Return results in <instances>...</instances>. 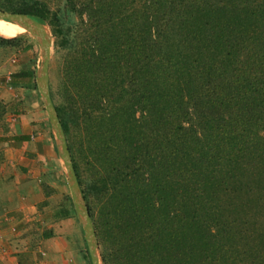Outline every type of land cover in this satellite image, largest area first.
<instances>
[{
    "label": "trees",
    "instance_id": "trees-1",
    "mask_svg": "<svg viewBox=\"0 0 264 264\" xmlns=\"http://www.w3.org/2000/svg\"><path fill=\"white\" fill-rule=\"evenodd\" d=\"M126 2L127 6L123 0H66L68 9L96 24L92 39L98 34L100 44L118 39L124 46L122 30L127 23L128 45L116 49L113 63L116 93L110 94L107 83L96 90L98 100L88 106L102 112L109 108L110 113H104L108 121L121 114L125 129L144 120L147 132L138 165L139 150L136 146L128 150L130 137H112L121 154L120 166L106 173L102 169L105 174H98L94 189L111 192L107 199L112 201L115 189H125L132 180L129 176L141 170L139 177L148 186L151 172L158 168L160 235L168 237L160 246V264L184 261L188 240L182 246L181 240L177 242L187 231L193 239L204 232L221 236L222 227L215 222L225 208L243 213L237 232L227 225L223 233L232 232L228 239L242 236L246 242L243 257L233 264H264V0ZM14 7L11 1L0 0L1 11L27 15L40 24L49 14L46 3ZM124 8L128 15L123 18L120 12L121 29L107 34L106 13ZM33 71L25 68L12 76L13 82L30 83ZM85 96L88 99L89 93ZM54 107L66 134L62 110ZM101 151L94 153L98 162ZM71 159L85 200L78 167ZM222 202L224 211L218 209ZM114 209L109 215L116 214ZM92 224L94 231L100 229L98 222Z\"/></svg>",
    "mask_w": 264,
    "mask_h": 264
},
{
    "label": "rangeland",
    "instance_id": "rangeland-1",
    "mask_svg": "<svg viewBox=\"0 0 264 264\" xmlns=\"http://www.w3.org/2000/svg\"><path fill=\"white\" fill-rule=\"evenodd\" d=\"M9 1L14 4V9L22 8L24 5L31 6L37 2L48 4L49 14L45 16V20L41 24L46 27L51 38L50 98L53 104L62 110L61 116L66 124L67 146L78 167L85 202L90 209L91 221L95 222V225L97 222L100 224V229L95 232L104 264H160V257H162L160 256V246L164 245L168 237L166 238L165 233L160 235V216L162 217V214L160 213V189L158 188L159 169L157 168V172L154 174L151 172L152 180L148 186L145 185L146 181L139 177L141 170L135 176H129L132 180L125 185V189L117 186L115 191L118 196L116 194V198L112 201L107 199L112 194L111 192L105 194L102 189L101 192L94 189V185H97L99 181L98 174L104 175L111 169L114 171L120 166L121 154L113 141L114 135L117 137L125 135L127 139L130 137L128 150L133 146L139 150L141 145L145 144L147 135L143 127L144 120L141 125L134 126L133 124L125 129L121 114L115 116V120L108 121V114L104 113H110L109 108L103 109L102 112L88 106L98 100V97H94L96 90L101 89L107 83L110 86L108 88L112 90L110 94L116 93L113 81L116 71L113 63H116L118 58L115 53L116 49L128 45L125 43L128 35L127 23L123 24L124 29L122 30L124 37L121 39L124 46L119 45L118 39L115 42L113 39L112 41L106 39L100 44L98 41L96 42L98 34L95 39H92V34L97 31L96 24L88 22L83 13L68 9L66 0ZM123 2L127 6L126 0ZM121 11L123 18L128 15L127 12H123L125 8L120 11L109 9L106 13L107 34L113 35L115 29L118 32L121 29L119 24ZM123 21L128 22L127 20ZM7 40L9 42L0 41V96L4 93L3 89L7 85L6 80L12 79L13 75H18L25 68H32L36 77L42 51L41 43L31 36H20ZM83 50L86 52L81 55ZM111 83L112 85H110ZM103 91L105 92V89ZM87 93H89L88 99L85 96ZM3 112L4 108L0 103V117ZM135 117L136 119L140 117L139 111ZM99 149L102 150L99 153H103V155L98 162L94 153H97L96 151ZM135 151H131L130 156ZM141 153L142 149L136 153L135 162L137 165L140 164ZM142 166L141 169H143ZM148 173L150 172H144V176H147ZM241 201H245L244 197ZM224 202H229V200L226 199ZM224 202L218 209L223 210ZM114 207L117 208L116 214L109 215ZM241 212L240 209L235 211L234 208H225V212H222L221 217L215 222L222 227L221 236H207V232H204L205 234L193 239L194 237L188 231L187 236L182 234L177 243H180L181 240L182 246L188 240V244L183 247L187 257L184 261L177 258V264H228L230 260L233 264L235 261L241 260L246 250L243 248L246 245L243 237L228 239L233 233L230 232L229 236L223 234L227 225L237 232L243 223V213ZM259 222H261L260 219ZM175 241L174 238L171 243L175 245L173 243ZM85 253L86 264H91L87 247ZM175 255L179 256L177 252ZM175 255L173 254V256ZM172 260L171 264H174L173 262L176 260Z\"/></svg>",
    "mask_w": 264,
    "mask_h": 264
},
{
    "label": "crops",
    "instance_id": "crops-1",
    "mask_svg": "<svg viewBox=\"0 0 264 264\" xmlns=\"http://www.w3.org/2000/svg\"><path fill=\"white\" fill-rule=\"evenodd\" d=\"M8 78L0 103V264H86L59 148L36 77Z\"/></svg>",
    "mask_w": 264,
    "mask_h": 264
},
{
    "label": "water",
    "instance_id": "water-1",
    "mask_svg": "<svg viewBox=\"0 0 264 264\" xmlns=\"http://www.w3.org/2000/svg\"><path fill=\"white\" fill-rule=\"evenodd\" d=\"M0 18L5 19L9 23L15 24L23 29V32L16 34L13 37H5L0 35L3 39H14L20 36H31L35 40L39 41L42 45V51L40 54V64L36 74V84L41 101L46 110L49 124L56 138V142L59 148L60 161L64 170L66 181L71 193L74 209L78 218V221L82 227L84 233V240L87 247V252L91 264H104L99 244L96 238V234L93 228V224L90 218V214L82 195L79 183L77 181L76 173L73 168L72 159L68 150L66 138L60 121L58 119L57 112L50 98L49 93V62H50V48L51 38L45 26L36 22L30 17L25 15H19L14 13H8L0 10ZM24 23L34 25L36 28H30L25 26Z\"/></svg>",
    "mask_w": 264,
    "mask_h": 264
},
{
    "label": "bare ground",
    "instance_id": "bare-ground-1",
    "mask_svg": "<svg viewBox=\"0 0 264 264\" xmlns=\"http://www.w3.org/2000/svg\"><path fill=\"white\" fill-rule=\"evenodd\" d=\"M25 26L30 28H36L34 25L24 23ZM23 32V29L19 26L9 23L5 19L0 18V35L5 37H13L16 34ZM24 37V36H23Z\"/></svg>",
    "mask_w": 264,
    "mask_h": 264
}]
</instances>
